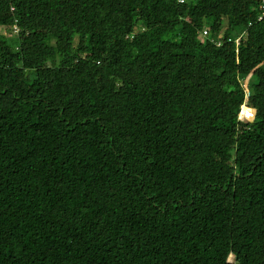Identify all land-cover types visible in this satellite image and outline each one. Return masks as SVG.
<instances>
[{"label":"trees","instance_id":"1","mask_svg":"<svg viewBox=\"0 0 264 264\" xmlns=\"http://www.w3.org/2000/svg\"><path fill=\"white\" fill-rule=\"evenodd\" d=\"M262 11L0 0V264H264Z\"/></svg>","mask_w":264,"mask_h":264},{"label":"built area","instance_id":"2","mask_svg":"<svg viewBox=\"0 0 264 264\" xmlns=\"http://www.w3.org/2000/svg\"><path fill=\"white\" fill-rule=\"evenodd\" d=\"M180 2H183L184 0H179ZM261 2H262V8H263V11H262V14H261V16H259V19L260 18H262L263 16H264V0H260ZM223 31H224V29H223ZM11 33H17V28H16V26H13L12 27V32ZM10 33V34H11ZM201 35L202 36H206V35H208V28L207 27H204L203 29H202V31H201ZM228 40H230V39H228ZM239 41V39H236L235 40V43H236V45H238V42ZM214 42L216 43V45H220L221 44V40L219 39V38H215V40H214ZM243 106H242V108L240 109V111H239V119H241V120H251L252 119V117H253V115H254V110L253 109H251V108H248V107H245L246 108V110H243Z\"/></svg>","mask_w":264,"mask_h":264},{"label":"rangeland","instance_id":"3","mask_svg":"<svg viewBox=\"0 0 264 264\" xmlns=\"http://www.w3.org/2000/svg\"><path fill=\"white\" fill-rule=\"evenodd\" d=\"M11 31H12V29H11ZM8 32H9V31L6 29L5 26H0V33H1V34H5V33H8ZM10 35H11V37H15V36H16L14 33H11ZM50 59H51V58H49V59L46 58L48 64H50ZM245 82H246V81H245Z\"/></svg>","mask_w":264,"mask_h":264},{"label":"clouds","instance_id":"4","mask_svg":"<svg viewBox=\"0 0 264 264\" xmlns=\"http://www.w3.org/2000/svg\"><path fill=\"white\" fill-rule=\"evenodd\" d=\"M242 106H243V107H248V108H251V109H253V110H254V108H253V107H250V106H248V105H246V104H243ZM242 106L240 107V109L242 108ZM254 112H255V110H254Z\"/></svg>","mask_w":264,"mask_h":264}]
</instances>
